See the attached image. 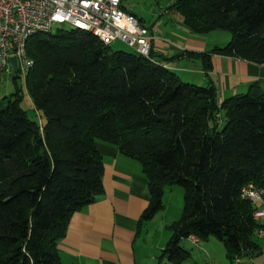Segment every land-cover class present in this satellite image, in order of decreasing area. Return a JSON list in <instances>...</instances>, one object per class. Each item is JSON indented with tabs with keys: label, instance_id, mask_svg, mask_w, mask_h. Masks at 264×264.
I'll list each match as a JSON object with an SVG mask.
<instances>
[{
	"label": "trees",
	"instance_id": "trees-1",
	"mask_svg": "<svg viewBox=\"0 0 264 264\" xmlns=\"http://www.w3.org/2000/svg\"><path fill=\"white\" fill-rule=\"evenodd\" d=\"M168 9L192 33L230 34L210 54L264 64V0H174ZM54 29L27 40L34 64L0 99V264H61L68 221L103 190L97 141L140 163L151 195L144 221L163 208L166 189L183 188L160 258H189L181 241L191 235L220 240L229 262L255 254L260 204L241 189H264V92L219 101L214 85L183 81L152 48L145 57L87 30ZM25 94L39 119L22 107Z\"/></svg>",
	"mask_w": 264,
	"mask_h": 264
},
{
	"label": "crops",
	"instance_id": "crops-1",
	"mask_svg": "<svg viewBox=\"0 0 264 264\" xmlns=\"http://www.w3.org/2000/svg\"><path fill=\"white\" fill-rule=\"evenodd\" d=\"M121 4L138 17L132 8ZM169 11L177 19L175 28L148 25L154 36L152 51L157 56L154 61L174 71L185 82L214 85L219 101L253 90L264 92V64L210 54L221 44L192 33L177 12L168 9L165 13ZM187 52L209 56L181 55ZM96 145L103 157V190L94 202L75 211L68 221L65 236L58 243L60 263L171 264L160 258V254L171 237L169 226L181 217L182 206H175L168 214L169 209L163 203L161 210L144 221L142 213L149 206L151 195L140 163L113 144L97 141ZM260 209L264 211V207ZM257 220L264 224V212ZM255 238L259 246L255 254L229 262L225 247L217 238L193 242L187 237L181 243L189 249L190 257L180 264H264V236L255 235Z\"/></svg>",
	"mask_w": 264,
	"mask_h": 264
},
{
	"label": "built area",
	"instance_id": "built-area-1",
	"mask_svg": "<svg viewBox=\"0 0 264 264\" xmlns=\"http://www.w3.org/2000/svg\"><path fill=\"white\" fill-rule=\"evenodd\" d=\"M121 1L0 0V73L10 67L9 58L15 57L17 73L24 80L34 64L26 53L27 40L60 25L87 30L104 44L120 40L149 57L154 37L152 28L123 8ZM241 196L264 203V189L251 183L241 189ZM263 212L258 208L254 217L259 218ZM256 235L264 236V228L256 230ZM189 237L193 242L198 241L194 235Z\"/></svg>",
	"mask_w": 264,
	"mask_h": 264
},
{
	"label": "rangeland",
	"instance_id": "rangeland-1",
	"mask_svg": "<svg viewBox=\"0 0 264 264\" xmlns=\"http://www.w3.org/2000/svg\"><path fill=\"white\" fill-rule=\"evenodd\" d=\"M121 2H123L125 6L132 8L138 17L143 19L145 25L162 24L163 26L167 25L170 28H175L177 26L176 22H174L177 19L172 16L171 11L165 13L168 10V5L173 3L174 0H122ZM53 32H55V29H53ZM202 35L205 39L212 41V43H219L221 45L226 44L230 39V34L223 30H214ZM110 47L112 50H134L132 46H129L120 40L113 41L110 44ZM16 74H18V77L14 78V73L10 67L7 68L6 71L0 73V99L5 96H10L16 88L22 87V77L19 76V73ZM21 105L27 110L30 117L39 119L38 115L34 116V111L32 110V106L26 94L21 101ZM183 193V188L178 185H173L169 189H166L163 203L164 206L169 209L168 214L174 210L177 205H180V207L182 206L181 210L183 209ZM258 204H260L258 208L264 207V203Z\"/></svg>",
	"mask_w": 264,
	"mask_h": 264
},
{
	"label": "water",
	"instance_id": "water-1",
	"mask_svg": "<svg viewBox=\"0 0 264 264\" xmlns=\"http://www.w3.org/2000/svg\"><path fill=\"white\" fill-rule=\"evenodd\" d=\"M8 61H9V65H10V67H11L12 72H13L14 74H16V73H17V64H16V59H15V57H10ZM248 254H249L248 251H245V252L243 253V255H248Z\"/></svg>",
	"mask_w": 264,
	"mask_h": 264
}]
</instances>
